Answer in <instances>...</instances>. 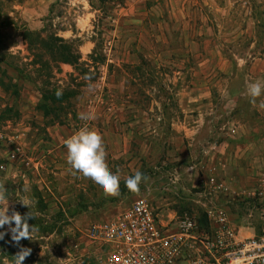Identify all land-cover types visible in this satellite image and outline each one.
<instances>
[{
    "label": "rangeland",
    "instance_id": "obj_1",
    "mask_svg": "<svg viewBox=\"0 0 264 264\" xmlns=\"http://www.w3.org/2000/svg\"><path fill=\"white\" fill-rule=\"evenodd\" d=\"M4 10L0 186L9 215L26 214L24 200L38 231L16 244L7 225L0 229V264H12L21 247L31 249L23 264H97L86 230L137 196L165 219L218 205L250 229L244 235L260 233L264 96L253 103L247 88L264 84V0H0ZM43 25L79 50L77 67L44 44L49 67L33 70L23 32ZM84 113L93 118L81 120ZM85 126L103 138L118 196L67 163L66 141ZM136 171L148 179L132 193L125 181ZM212 180L229 189L214 193Z\"/></svg>",
    "mask_w": 264,
    "mask_h": 264
},
{
    "label": "built area",
    "instance_id": "obj_2",
    "mask_svg": "<svg viewBox=\"0 0 264 264\" xmlns=\"http://www.w3.org/2000/svg\"><path fill=\"white\" fill-rule=\"evenodd\" d=\"M211 191L229 189L210 182ZM206 223L196 212L163 218L145 196H137L119 214L93 223L83 238L97 264H264V226L242 235L227 211L205 206Z\"/></svg>",
    "mask_w": 264,
    "mask_h": 264
},
{
    "label": "clouds",
    "instance_id": "obj_3",
    "mask_svg": "<svg viewBox=\"0 0 264 264\" xmlns=\"http://www.w3.org/2000/svg\"><path fill=\"white\" fill-rule=\"evenodd\" d=\"M85 79H90L86 76ZM247 94L251 102L255 103L256 99L264 96V84L260 82L251 83L247 88ZM61 95L57 92V96ZM264 107V104L261 105ZM79 118L88 121L93 117L90 114H80ZM67 163L73 170L74 174L94 184L105 196L115 197L120 194V177L111 172L106 163V151L103 138L100 134L82 127L76 134L66 141ZM141 171H136L134 175L128 177L125 181L127 189L136 193L140 190V185L147 181ZM8 190L0 186V229L5 225L9 227L11 239L16 244L22 239H33V233L38 231L36 225H30L29 219L36 218L30 212V205L24 200H19L29 211L21 215L19 212L12 211L9 215ZM5 232L0 231V240L5 236ZM31 254L30 248L21 247L20 251L12 256V264H23L26 257ZM125 264H130L125 261Z\"/></svg>",
    "mask_w": 264,
    "mask_h": 264
},
{
    "label": "trees",
    "instance_id": "obj_4",
    "mask_svg": "<svg viewBox=\"0 0 264 264\" xmlns=\"http://www.w3.org/2000/svg\"><path fill=\"white\" fill-rule=\"evenodd\" d=\"M22 1L23 0H15L16 3H20ZM8 19L9 16L5 12V10L0 11V24H1L0 26L7 25L6 20ZM23 38L27 42L29 50L33 52L32 55H33V59L35 60V62H33V66L35 67L38 64V66L33 69L35 72L37 70L38 71L45 70L49 67V65H47V63H45L43 60L44 52L42 48L44 44L45 46H48V48L50 49V53L52 55H55V58H57L56 60L58 62L68 63L71 65H75L76 67L80 64L79 50L73 51L72 47L68 44L69 42L68 39L63 38L57 35L56 33H49V31L44 25L40 29L32 30L25 28L23 32ZM16 70L21 72L20 68H17ZM86 70L87 69H81L82 74L86 72ZM42 76L46 77L47 75H42ZM43 80L44 79H41V82H45ZM48 91L49 89L44 90L41 96V102H42L41 107L43 108L44 112L48 110V108L44 104V100L50 98L48 95L49 93ZM52 92H54V94L57 96V92H58L57 90L55 91L52 90ZM60 97L67 98V95L66 96L60 95ZM199 214L201 215L200 218L201 223H206L203 211L202 213Z\"/></svg>",
    "mask_w": 264,
    "mask_h": 264
},
{
    "label": "crops",
    "instance_id": "obj_5",
    "mask_svg": "<svg viewBox=\"0 0 264 264\" xmlns=\"http://www.w3.org/2000/svg\"><path fill=\"white\" fill-rule=\"evenodd\" d=\"M237 152H235L234 156H237ZM239 230V232L244 235L245 233H250V229H248L249 231H247L246 229L243 228V225H239V226H236Z\"/></svg>",
    "mask_w": 264,
    "mask_h": 264
}]
</instances>
